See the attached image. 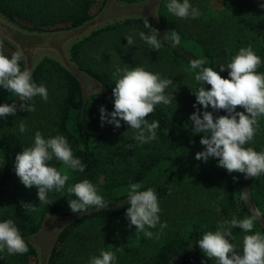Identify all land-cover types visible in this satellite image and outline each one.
Segmentation results:
<instances>
[{"label": "clouds", "instance_id": "obj_1", "mask_svg": "<svg viewBox=\"0 0 264 264\" xmlns=\"http://www.w3.org/2000/svg\"><path fill=\"white\" fill-rule=\"evenodd\" d=\"M260 7L264 8V4ZM166 8L180 19H196L201 15L199 8L193 7L190 0H168ZM144 27L149 33L141 31L138 33L139 38L151 49L159 51L163 47L159 30L150 24L147 17ZM162 37L164 40H171L174 46L181 42L175 30ZM126 39L127 46L135 45L133 35L126 36ZM23 58L24 53L19 49L10 57L6 55L3 42L0 41V87L18 97L21 102L19 109L17 103L0 105V117L15 116L20 110L34 112V98L37 96L48 100L47 87L33 81L30 69H21L20 61ZM262 63L264 61L251 45L241 47L227 65L219 66L220 71L205 67L204 58L190 61L186 71L194 74L199 87L193 91L196 96V111L189 119L193 134H203L200 143L204 146L203 151L196 153V160L207 162L209 158H217L218 167L225 168L230 174H244L246 179L264 175V151L257 152L253 147H246L254 140L259 117L264 116V73L257 71ZM226 70L227 78L221 75ZM113 79L116 81L113 88L114 110L109 113L105 106H101V125L107 123L120 128L122 121L129 125L134 131L133 139L136 143L124 145L128 150L134 149L137 144L157 140L159 121L150 122L147 117L154 112L156 105L172 103L174 97L166 95L165 92L174 85L173 80L162 78L159 73H153L141 66L116 67ZM29 101L33 103L29 104ZM198 105L203 106L202 113ZM238 106L244 111H237ZM209 107L212 111L208 110ZM219 110H224L227 114L215 116L214 112ZM19 131H27L25 122H20ZM80 150L83 151V145ZM54 158L62 162L66 169L85 171L86 165L74 156L68 140L61 134L46 139L37 131L33 145L25 147L15 156V173L20 182L26 188L38 189L40 202L47 205L48 193L63 190L69 180L66 171L62 174L56 167L50 166L49 162ZM233 179L235 181L237 177ZM141 187L140 183H131L128 186L129 206L126 218L130 221L129 227L135 226L136 233H143L148 239H159V233L168 225L160 221L158 196L155 189L149 187L141 191ZM67 191L76 197L69 200L70 209L74 213L86 211L92 206L107 208L109 205L98 194L97 186L88 179L69 186ZM239 198L248 202L247 189L241 190ZM21 206L27 212L37 211L34 203L21 201ZM262 215L264 214L256 208L243 219L233 216L230 220L219 222L215 231H207L198 240L199 248L215 264H264V234L259 231L248 234L253 232L255 222ZM157 225L159 232L149 230L156 229ZM237 227L245 233L242 251H238L237 246L232 243L235 239L232 230ZM5 250L10 255H22L29 251L28 244L12 219L0 222V253ZM116 260V251L101 249L99 255L90 258L89 264H115Z\"/></svg>", "mask_w": 264, "mask_h": 264}, {"label": "rangeland", "instance_id": "obj_2", "mask_svg": "<svg viewBox=\"0 0 264 264\" xmlns=\"http://www.w3.org/2000/svg\"><path fill=\"white\" fill-rule=\"evenodd\" d=\"M9 1L21 5L22 12L28 18V22H22H26L27 25H32L35 22L37 23L47 19L48 23L42 27H51L50 30L70 26L72 16L76 15L83 6L89 4L84 3L85 0ZM102 1L91 0L88 7L89 12L96 14L101 10L106 4L104 3L100 8ZM118 1L127 2L128 4L135 3V6H124L114 2L109 3L105 9V13L107 17H113L114 19L112 21L108 20L106 23L118 20L115 19L116 15L127 12L130 13L129 16L141 14L147 15L150 18L152 16L151 8L155 0ZM190 3L193 7L199 8L201 13L199 18L180 19L167 11V3H165L161 11L164 18L163 23H166L167 26L165 28L166 32L175 30L181 38V47L194 54L201 52V46L199 44L200 37L215 38L216 50L221 51L222 48H227L228 46L225 44L228 40V35L231 33V23L235 17L237 18L240 15L238 6L242 2H237L236 0H190ZM254 8L256 7L254 6ZM141 31L146 33V30L141 25H134L106 30L95 35L88 40L82 51V63L85 66L108 69L113 72L116 67L141 66L153 73H159L162 78H171L174 85L166 89L165 94L174 98L170 105H161L169 112L182 109L183 112L189 114L191 109L195 108L196 96L193 91L197 90L198 86L194 79V74L186 71L189 65L173 58L172 53L170 54L168 52L170 50H165L164 47L159 51L151 49L149 45L139 38L138 33ZM128 35L134 36L135 45L127 46L126 36ZM220 65H226V63L222 62L218 64V67ZM218 70L220 69L218 68ZM224 73L227 74L228 71L226 70ZM79 76L85 88V97L98 92L93 91L96 85L91 77L82 72ZM54 86L55 84L52 83L48 87V100H43V106H37L39 116L42 115L45 109L47 112L56 110L63 88H55ZM14 96L10 92L0 93V98L4 100H9ZM113 101L114 98L111 96L99 93L95 94L89 101V105L93 106L95 103H98L101 106H105L110 113L114 110L112 106ZM200 106L198 105L199 108ZM47 120L48 122H46ZM258 120L261 123V128L256 135V143L264 150V116L259 117ZM31 121L23 120L26 124L27 131H29ZM44 121V132H41L44 138L47 139L53 137L54 134L56 135L53 124L50 122L51 118L48 117ZM20 122H17L15 126L17 127ZM96 124L98 128L106 129L109 127L111 130L105 134L104 140H97V145L102 146L99 148V156L102 161L101 166L95 174L92 175V173L66 169L62 162L55 158L53 159L56 168L62 174L66 171L69 176V180L66 182L64 189L59 191L66 198L67 202L76 199L74 194L68 193L67 188L83 179H88L95 184L98 189V194L105 198L108 195L104 191L107 189L105 187L106 181H116L121 178L127 169L133 167V163L138 155L142 151L149 149L148 145L150 143L137 144L134 149L129 150L124 147L126 144H135L136 141L133 139L134 131L123 121L121 122L120 128H116L114 125L107 123L102 126L99 111ZM203 150L204 146L202 145H197L192 150H184V154H186L184 155L185 165L188 174L186 181L181 187L158 198L161 208V212L159 213L160 221L161 223L166 222L168 225L167 228L159 233V239L155 237L148 239L143 236V233H136L135 226L129 227L130 221L126 218V212L111 216H94L75 223L70 227L63 243H58L53 250L51 254L52 263L89 264L90 258L99 255L101 249H110L116 251L117 260L115 264H149L151 258L166 240L172 237L177 231H181L183 236L186 235L193 221H198L201 224L205 234L207 231H215L219 222L230 220L233 216L237 219H243L249 216L239 203L238 193L233 198L235 201L232 199L230 203L227 199L228 191L224 180L217 175V170L220 168L218 167V159L209 158L207 162L195 159L196 153ZM165 162L166 160L161 159L155 169L158 170ZM1 164L2 157L0 154V167ZM152 175L153 172L148 174L149 177H152ZM129 184L114 186L111 192L114 195L128 192ZM248 192L259 204L264 205V177L258 185H255V189ZM221 196L223 198H220ZM48 214L51 215L52 213ZM50 223L51 217L48 226H45L47 228L37 242L38 250H36L35 254L29 256L26 264H37L40 250H45L48 247L53 231ZM149 230L154 233L159 232V225H157L156 229ZM253 230L254 232L257 231L255 225ZM232 231L235 236L232 243L237 246L238 251H242L243 236L245 233L239 227ZM180 256L179 254L174 257L170 264H178L181 258ZM193 264H215V262L208 259L200 250L193 256Z\"/></svg>", "mask_w": 264, "mask_h": 264}, {"label": "trees", "instance_id": "obj_3", "mask_svg": "<svg viewBox=\"0 0 264 264\" xmlns=\"http://www.w3.org/2000/svg\"><path fill=\"white\" fill-rule=\"evenodd\" d=\"M90 1L91 0H85L84 3L90 4ZM106 1L107 0L102 1L100 8ZM127 1L131 2L132 0ZM236 1H241L242 4L238 6L240 15H238L237 18L235 17L231 23V33L228 35V40L225 44L228 47L222 48L221 51L216 50L215 38L200 37L199 44L201 46V52L199 54H194L181 47L180 44L174 46L171 40L163 39L162 36L167 33L165 30L167 26L166 23H163L164 18L161 8L168 0H161L158 8V16L160 24L165 32L161 33L159 31L161 35L159 39L164 49L170 50L168 52H170V54L172 53L173 58L183 61L189 66L191 60L204 58L206 60L205 67H213L217 71H220L218 70V64L225 62L227 65L231 57H233L241 47H247L249 45L252 46L256 54L264 61V8L260 7L261 4H264V0ZM89 4L83 6L76 15L72 16L70 26L80 24L94 15L89 12ZM20 6V4H15L9 0H0V11L11 20L30 29L50 30L51 27H42L48 23L47 19L41 22H35V24L33 23L32 25H27L26 22H28V18L22 12ZM254 6L256 8H254ZM145 17H147L153 27L158 29L155 22L149 16L142 14L133 15L100 25L91 30L88 34L71 42L68 47V54L70 60L75 65L74 72L64 66L55 56L51 54L41 55L36 60L33 67V81L38 85H45L47 90L52 83L55 84V88H63L56 110L47 112L45 109L42 115L39 116L37 106H43L44 103L43 99L37 96L34 98L36 109L34 112L20 110L15 116L0 117V154L2 157L0 172L5 173L0 182V222L12 219L20 229L21 235L24 237L29 248V251L22 255H10L5 250L3 253H0V264H26L29 256L35 254L37 250L28 236L40 229L44 216L48 213L60 215L74 213L70 209L69 202H67L66 198H64L59 191L53 190L48 193L49 204L47 205L40 202L38 198V189L35 187L31 189L26 188L20 182L19 177L15 173L16 154L21 152L25 147L33 145L35 133L37 131L44 132V120L50 117V122L53 124L56 135L61 134L65 136L73 149L74 156L79 158L82 163L86 165L84 172L92 173V175L97 172L102 161L99 156V148L102 146L97 145V140H104L105 134L109 133L111 128H98L96 121L98 120V112L101 105L95 103L93 106H90L89 101L95 94L99 93L114 98L113 88L115 87L116 81L113 79V71L111 70L85 66L81 61L82 51L88 40L106 30L141 25L142 28L146 30V34H148L149 30L144 27ZM0 41L3 42L5 54L10 57L16 49L4 38L0 37ZM20 66L23 70V60L20 61ZM257 71L264 73V63L261 64ZM81 72L99 81L104 86L105 90H99L97 93L85 97L81 79L76 75V73L80 74ZM221 75L225 78L228 77V73L221 72ZM198 87L199 85L197 88ZM206 87L210 88L211 86L206 85ZM8 92V90L0 87V93ZM15 97L16 96L9 100L0 98V105H2L3 102L6 103L13 100ZM28 103L31 104L33 101H29ZM19 105H17L18 109ZM112 106L114 107V103ZM200 110L201 113L204 111L202 105L200 106ZM208 110L212 111L211 107H209ZM195 111L196 108L191 109L189 114L183 112L182 109L169 112L161 104L155 106L154 112L150 114L147 119L150 122L154 120L159 121L160 127L156 130L158 139L150 142L148 150L140 151L141 153L135 159L133 167L127 169L121 178L116 181H106L105 187L107 189L104 191L108 193V195L104 200L109 204L107 208L89 207L88 212L81 214L80 217L75 218L61 229L46 264H53V261H51V254L58 243H63L68 230L73 224L94 216L118 215L127 211L129 206L128 192L114 195L111 192L114 186L140 183L142 185L141 191L151 187L155 189L158 198L182 186L188 177L184 157L186 154H184V150H192L195 146L201 145L200 140L203 137L202 133L193 134L192 132V122L189 117ZM237 111H244V109L238 106ZM226 114L224 110L214 112V115L217 117ZM23 120L34 121H31L29 131L20 133L19 125L16 127L15 124ZM46 122H48V120ZM260 128L261 123L258 120V128L254 140L246 145V147H253L257 152L264 151L260 148L259 144L256 143V135ZM81 145H83V151L80 150ZM159 159H164L166 162L156 170L155 167L158 165ZM49 164L50 166L56 167L53 160L50 161ZM150 172H153L152 177L148 176ZM217 175L224 180L228 191L227 199L230 203L236 193H238L237 196L240 197L241 190L247 186L248 191L255 189V185H258L260 180L264 177V175H260L256 178L246 179L244 174H230L222 167L217 170ZM234 177H237L235 181L233 179ZM252 199L260 212L264 214V205L259 204L255 198L252 197ZM21 201L34 203L37 211H25L21 206ZM239 203L242 209L248 215H251L246 202L239 198ZM255 227L257 231L264 234V227L258 220L255 222ZM252 233L254 234V230ZM203 235L204 232L201 224L198 221L191 222L187 234L183 236L181 231H177L159 247L149 264H170L171 260L179 254L181 258L178 264H193V256L201 250L198 246V240L201 239Z\"/></svg>", "mask_w": 264, "mask_h": 264}, {"label": "water", "instance_id": "obj_4", "mask_svg": "<svg viewBox=\"0 0 264 264\" xmlns=\"http://www.w3.org/2000/svg\"><path fill=\"white\" fill-rule=\"evenodd\" d=\"M117 4L124 5V6H135V3L128 4L127 2H121L115 0ZM161 0L153 1L152 5V16L151 19L155 22L157 28L161 33H164V30L160 24L159 16H158V8L160 5ZM106 9L104 6L99 10L96 14L92 15L91 17L87 18L83 22L77 25L68 26L61 29H53V30H36L24 27L15 21L8 18L0 11V37L4 38L5 40L9 41L10 44L16 50H22L24 53L23 63L24 68L27 67L33 72V67L36 60L43 54H51L55 56L61 63L66 66L68 69L74 72L75 65L70 60L68 54V47L71 42L74 40L82 37L86 33L90 32L91 30L97 28L100 25H103L108 20H113V17H107L106 13L103 10ZM130 15L129 12L119 14L115 16V19H122L124 17H128ZM76 75L81 79L79 76L80 74L76 73ZM89 76V75H88ZM91 77V76H89ZM92 78V77H91ZM96 87L93 91L105 90L104 86L97 81L96 79L92 78ZM82 82V79H81ZM83 85V82H82ZM84 89V85H83ZM8 104L17 103L19 105L21 102L19 101L18 97H15L13 100L6 102ZM2 104H5L4 102ZM4 172H0V182L4 177ZM244 189H247L248 186ZM249 193V192H248ZM247 208L249 209L250 213L252 209H256L257 206L249 194V200L246 202ZM89 209L86 211H82L80 213H69V214H51V226L53 227V231L50 236L49 245L44 250H40L38 263L37 264H46L48 257L51 253V250L55 244L56 238L61 231L67 224L72 222L75 218L80 217L81 214L88 212ZM259 223L264 227V216H261L258 219ZM45 227L43 224L38 230L37 233L29 235L28 238L33 242L35 247L38 250L37 242L40 240V237L43 235Z\"/></svg>", "mask_w": 264, "mask_h": 264}, {"label": "flooded vegetation", "instance_id": "obj_5", "mask_svg": "<svg viewBox=\"0 0 264 264\" xmlns=\"http://www.w3.org/2000/svg\"><path fill=\"white\" fill-rule=\"evenodd\" d=\"M112 2L116 3L115 0H107V2H106V4H105L104 7L106 8L107 5H108L109 3H112ZM103 12L105 13L106 10L104 9ZM84 91H85V88H84ZM49 220H50V215H49V214L46 215V216H44V218H43V225H44V226H48Z\"/></svg>", "mask_w": 264, "mask_h": 264}]
</instances>
